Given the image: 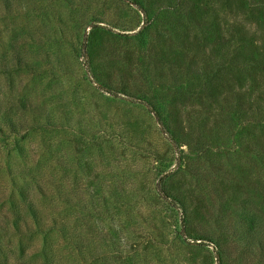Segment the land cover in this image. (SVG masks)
Listing matches in <instances>:
<instances>
[{
  "label": "rangeland",
  "instance_id": "obj_1",
  "mask_svg": "<svg viewBox=\"0 0 264 264\" xmlns=\"http://www.w3.org/2000/svg\"><path fill=\"white\" fill-rule=\"evenodd\" d=\"M43 248L264 264V0H0V263Z\"/></svg>",
  "mask_w": 264,
  "mask_h": 264
},
{
  "label": "trees",
  "instance_id": "obj_2",
  "mask_svg": "<svg viewBox=\"0 0 264 264\" xmlns=\"http://www.w3.org/2000/svg\"><path fill=\"white\" fill-rule=\"evenodd\" d=\"M16 62H20V61H16ZM22 63L24 64L23 66H20L19 68L22 69H28V65L29 62L27 60H23ZM26 105V104H25ZM6 127L9 129L10 132L18 134L20 133L21 129L18 126L17 123L12 122L10 120H8L6 122ZM17 151L19 153L22 152L21 148H17ZM46 184H41V183H35L34 185H32V189L34 191L35 194H39L40 196L44 197V196H55L59 194V191L56 190V186L55 184H51L46 189ZM45 187V188H44ZM50 189V190H48ZM47 191H51L49 195L45 194ZM13 194H16L19 199H21L24 203L25 209H26V217H22L18 211H15V216L12 218V226L14 228L20 227V223H24L25 225H27L26 223V219L29 218L34 227L37 226H41L42 224L47 225L46 229H53L55 227H53L55 221H56V210L52 209L50 211L48 210H42V209H38L37 205L33 202L35 199L34 198H28V191L26 190V188L24 187V185H14L13 186ZM58 199V198H57ZM56 199V200H57ZM69 199V198H68ZM67 202H69V200H67ZM56 212V213H55ZM50 220V222H49ZM28 227H32V226H28ZM46 229H44V231H46ZM39 254L41 255V258L43 260V264H58L57 260H54L51 252L50 251H46L44 248L42 250H40ZM0 264H3L2 262ZM18 264H33L31 262H19Z\"/></svg>",
  "mask_w": 264,
  "mask_h": 264
}]
</instances>
